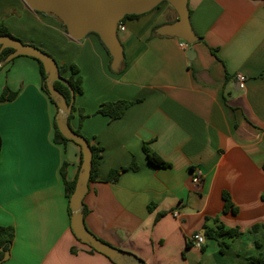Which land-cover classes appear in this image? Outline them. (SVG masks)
<instances>
[{"label":"crops","instance_id":"0c3cea01","mask_svg":"<svg viewBox=\"0 0 264 264\" xmlns=\"http://www.w3.org/2000/svg\"><path fill=\"white\" fill-rule=\"evenodd\" d=\"M188 8L200 39L185 48L156 33L177 19L168 2L126 18L117 30L120 71L110 68L97 35L75 40L57 18L23 0H0V21L79 69L75 106L87 114L80 130L102 147L82 203L93 234L146 264H253L249 257L264 256V228L251 229L264 225V0H188ZM238 73L246 77L241 88ZM5 86L16 94L0 101V225L11 226L14 238L0 264H117L71 230L62 168L67 180L77 178L80 147L53 139L56 105L41 87L38 61L18 55L1 66L0 94ZM119 99L134 101L121 117L96 113ZM78 117L75 110L74 129ZM144 146L169 166L150 163ZM132 161L136 170L106 180ZM225 192L235 211L223 209ZM214 218L241 230L224 252L216 240L203 249L190 240Z\"/></svg>","mask_w":264,"mask_h":264},{"label":"water","instance_id":"95a60500","mask_svg":"<svg viewBox=\"0 0 264 264\" xmlns=\"http://www.w3.org/2000/svg\"><path fill=\"white\" fill-rule=\"evenodd\" d=\"M35 11L56 16L66 28L67 34L79 40L89 32H95L106 46L110 56V67L116 70L123 59V47L117 36V24L129 14H143L156 7L160 2H168L177 14V19L156 28V33L177 37L187 44H192L198 37L189 21L188 0H23ZM4 47L13 49L5 61L18 55L32 56L39 59L47 73L48 90L55 98L57 105L56 124L61 134L80 147L81 164L74 189L69 197L70 226L74 236L82 243L94 248L97 252L116 261L117 264H140V260L132 253L116 248L93 234L85 225L81 211L83 198L88 191L92 152L88 141L76 133L67 123L66 115L71 111V103H67L52 82L58 78V67L55 58L35 45L24 43L10 35H0V50ZM193 50L186 51L192 58ZM1 65V63H0ZM73 99V92L71 91ZM203 234V232H202ZM0 250L2 248L0 247ZM4 251L2 260L8 257ZM123 261H126L124 263ZM132 263H131V262Z\"/></svg>","mask_w":264,"mask_h":264},{"label":"trees","instance_id":"16d2710c","mask_svg":"<svg viewBox=\"0 0 264 264\" xmlns=\"http://www.w3.org/2000/svg\"><path fill=\"white\" fill-rule=\"evenodd\" d=\"M162 2H166V1H162ZM162 2H160V3H162ZM189 13H190V10H189ZM52 16L57 18L54 15H52ZM136 16H139V15L138 14L125 15L120 20L119 23H122L126 18H131V17H136ZM60 23L62 24L61 21H60ZM62 26L66 30V28H65V26L63 24H62ZM154 31H155V29H154ZM89 33H94L95 35L98 36V34H96L95 32H89ZM0 35L13 36V35L10 34L9 30L7 29V27L4 25V23L2 21H0ZM197 37L200 39L199 36H197ZM98 38H99V36H98ZM100 41H101V39H100ZM101 43L106 48V46L103 44L102 41H101ZM106 50H107V48H106ZM12 51H13V49L10 48V47H4V48H2L0 50V63H1L0 67L10 61V60L9 61H5V58ZM29 57H32V56H29ZM32 58H35V57H32ZM35 59L39 63L40 76H41V87L48 94V96L51 99V101L56 105L55 98L50 94V92L48 90L47 73L44 71V68H43V65H42L41 61L39 59H37V58H35ZM56 63H57V67H58V78L55 79L52 82V86L60 94L63 95V97L65 98L67 103H71V111H70L69 114L66 115V121H67V123H68V125L70 127H71L70 119L73 116V112L75 110H78V116H79L78 117V120H79L78 121L79 122L78 123V127L75 128V129L72 128V127L71 128L76 133L82 135L88 141V143L90 145L91 152H92V157H91V167H90L89 182H91V181H94L96 179V176H97L98 166H99L100 160H101L102 147L97 145L96 143H94L91 140V138H88L87 136H85L80 130L81 123L84 120V118L87 116V114H85L82 109L76 108V106H75L74 98H75L76 94H80L83 91L81 76L79 74L78 67L74 63L66 64V63L60 62L58 60H56ZM123 66H124V53H123V59L121 61V64L115 71H120L123 68ZM71 91L73 92V97H74L73 99L71 98ZM15 94H16L15 92L10 91L5 86L4 89L2 90V93L0 94V101L11 99V98H13L15 96ZM133 102L134 101L124 100V99L102 102L98 106V108L96 110V113H100L102 115H105L109 119H116V118L121 117L122 114L125 112V110ZM57 109L58 108H57V105H56V114H57ZM53 127H54L53 139H54L55 142L64 143L66 141H70L69 139L65 138L61 134V132L59 131V129L57 127V124H56V115L54 117ZM0 146H1V137H0ZM143 150H144V152L146 154V157H147V159H148V161L150 163H152V164H154L156 166H160V167L169 166V162L163 160L158 154H156L153 150L149 149L147 146H144ZM81 156L82 155H81V152H80V164H81ZM262 168L264 169V162L262 163ZM128 169L136 170L137 169L136 163L134 161H132L129 165L121 166V167H119L117 169L110 170L108 175H107L106 180L110 181V182L116 181L118 179V177L120 176V174L123 171L128 170ZM62 180H63V183H64L65 195H66V197L68 199V211L70 213L69 197H70V195H71V193H72V191L74 189V185H75L76 179L67 180L65 178V175H64V172H63V168H62ZM223 198H224L223 209L224 210L235 211V208H234L233 204L231 203L230 197H229V195L226 192L223 193ZM81 211H82V214H83V217H84L86 215V213H87V208L85 207V205H82ZM259 227H263L264 228V225L263 224H254L251 229L252 230H256ZM240 233H241V230L238 227H226L217 218H214L212 226L204 225L203 236H204V241L205 240H209V239L216 240L218 245H219V251L220 252H224L225 248L229 244V241L233 240L236 237H238L240 235ZM13 238H14V230H13V228L11 226L0 225V247L2 248V250H0V262L2 261V257H3L4 251H6V250L9 251V249L11 247V244H12V241H13ZM204 244H205V242H203V244L200 246L201 249L204 248ZM90 250L91 251H96L92 247H90ZM248 261L250 263H253V264H264V256H262L260 254V255L255 256V257H249ZM140 264H146V263L143 262L142 260H140Z\"/></svg>","mask_w":264,"mask_h":264},{"label":"built area","instance_id":"2783aa9c","mask_svg":"<svg viewBox=\"0 0 264 264\" xmlns=\"http://www.w3.org/2000/svg\"><path fill=\"white\" fill-rule=\"evenodd\" d=\"M117 29L123 30L124 29L123 24L122 23H118L117 24ZM181 46L185 48V47H187V43L182 40ZM236 79H237L238 86L240 88L243 87L244 83H245V80H246L245 75H243L241 73H238V74H236ZM199 180H200V172H199V170H195L193 172V174H192V177H191V183L193 185H196L199 182ZM172 215L176 217V216H178V212L177 211H173ZM190 240H191L193 245H195L196 247H200L203 244V242H204V236L201 233H195V234H193L191 236Z\"/></svg>","mask_w":264,"mask_h":264},{"label":"rangeland","instance_id":"374dc122","mask_svg":"<svg viewBox=\"0 0 264 264\" xmlns=\"http://www.w3.org/2000/svg\"><path fill=\"white\" fill-rule=\"evenodd\" d=\"M111 68V67H110Z\"/></svg>","mask_w":264,"mask_h":264}]
</instances>
